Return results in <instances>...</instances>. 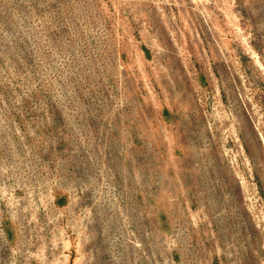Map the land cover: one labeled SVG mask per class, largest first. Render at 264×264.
Segmentation results:
<instances>
[{"label":"rangeland","instance_id":"1","mask_svg":"<svg viewBox=\"0 0 264 264\" xmlns=\"http://www.w3.org/2000/svg\"><path fill=\"white\" fill-rule=\"evenodd\" d=\"M0 264H264V0H0Z\"/></svg>","mask_w":264,"mask_h":264}]
</instances>
